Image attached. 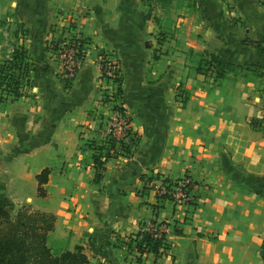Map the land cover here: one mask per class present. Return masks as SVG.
<instances>
[{"label":"crops","instance_id":"crops-1","mask_svg":"<svg viewBox=\"0 0 264 264\" xmlns=\"http://www.w3.org/2000/svg\"><path fill=\"white\" fill-rule=\"evenodd\" d=\"M230 15L214 32L185 26L203 36L181 42L174 28L158 39L160 23L145 0H0V21L7 34L24 29L32 61L30 90L14 100L0 90V200L55 214L52 236L68 249L82 245L87 264H264V119L251 123L264 116L263 102L252 81L219 83L212 72L183 68L193 45L239 64L264 60L241 40L256 33L227 25ZM73 20L86 54L66 87L60 55L47 44L70 35ZM4 52L0 43V59ZM104 52L120 61L141 140L132 155L108 158L96 181L86 138L102 137L89 110ZM185 175L195 182L191 201L158 197L162 179ZM161 221L169 248L138 259L131 235Z\"/></svg>","mask_w":264,"mask_h":264},{"label":"trees","instance_id":"trees-1","mask_svg":"<svg viewBox=\"0 0 264 264\" xmlns=\"http://www.w3.org/2000/svg\"><path fill=\"white\" fill-rule=\"evenodd\" d=\"M148 1V0H147ZM145 3L148 4V2ZM76 22L72 21L70 29L76 28ZM20 33L15 31L16 41L9 57H4L0 61V90L5 96H10V99L14 100L25 94V87L32 86V80L30 71L32 69V61L29 53V49L21 42ZM63 39L54 41L53 49L60 48V42ZM82 40H87L85 37ZM82 49V46H80ZM83 53V51H82ZM102 58L108 59L111 62L112 69L116 72V80L120 83L123 81V71L120 67L119 59L111 57V54L104 52L101 55ZM242 66V64L236 63L221 53L210 52L209 55L203 54L197 63L196 70L200 73L212 72L215 74V80L221 83V80L228 76L227 66ZM106 74L105 62L102 66V76ZM68 82V78L66 77ZM68 87L69 85H65ZM115 108L126 111L123 106L115 105ZM264 119L254 117L251 119V123L254 127L259 125ZM127 136L130 143L120 140L118 142L113 136L101 138L98 141L97 138L89 139L86 143L94 150L93 160L96 166L97 172L95 180L98 181L102 176L106 168V160L111 156L118 154H129L136 150L140 143V135L133 133L131 127L127 129ZM134 144L132 150L131 145ZM50 169L45 167L41 172L37 174L39 182L38 193L39 195H45L46 189L44 184L48 181ZM182 179H171L165 177L162 182L166 185L167 192L159 193L160 199L172 198L171 186L178 185ZM192 186L189 185L190 192H192ZM194 193V192H192ZM190 201V200H189ZM11 207L13 203L11 201L0 200V264H87L88 255L85 253L82 245H77L75 249H64L54 252L53 248L49 245V237L51 231L55 227L56 216L55 214L43 210L31 209L27 205L19 208L16 215H12ZM164 222V221H161ZM157 231L149 229H140L139 231L131 235V240L135 242V245L141 255L138 259L142 258V254L145 251L154 252L156 256H160L163 249L169 248L166 232H162L160 236L156 235Z\"/></svg>","mask_w":264,"mask_h":264},{"label":"rangeland","instance_id":"rangeland-1","mask_svg":"<svg viewBox=\"0 0 264 264\" xmlns=\"http://www.w3.org/2000/svg\"><path fill=\"white\" fill-rule=\"evenodd\" d=\"M146 2H148L147 6L150 10V13L156 14L157 16L155 17V19L156 21H158V23H160L161 31L158 33L159 40H167L168 35L170 33L172 34V32L168 29L170 28L172 30V28H174L177 31L179 30L180 33L183 32L181 42L191 40L194 41L195 39H199L203 36L202 31L204 30H199L198 35H192L187 33L183 29L185 26H191L190 29L193 32L196 30H193L192 27L195 23H197L198 26L202 25L203 29L206 30L209 28L212 32H214L217 27H220V25H224L221 15H228V13H232V15L227 18L226 24L230 25L234 29H240L243 32L242 34L248 33V29L250 27L256 33L255 35L257 38H250L249 36H246L241 40L245 44H251L253 47H256L259 52H262L264 54V0H146ZM158 8H160V10ZM193 17H198V20L194 19ZM248 17L250 18L249 20ZM2 26L4 28L3 30L0 29V43H2V50H5L4 57H9L16 41V35L15 33L7 34L6 31L9 29L7 23L1 20L0 27ZM18 31L24 32V29L18 28ZM19 36L22 37L21 34ZM54 41L56 40H50L47 46L53 49ZM52 51H54V49ZM210 52L212 51L198 50L194 45L192 46V48L188 47L186 53V67L183 66V68L185 69L189 66L192 69H196L197 63L202 55H209ZM156 55L157 53L154 50L153 57L155 58ZM183 55H185V53ZM111 56L118 59L116 54L112 52ZM4 57L0 59V61L3 60ZM101 72L102 71L100 70L99 78L101 80L98 84V102L97 105H94L93 108H90L89 111L91 113L89 114V116L98 119L99 123L94 130L100 131L102 137L98 133H92L91 137L86 138V140L97 138L98 141H100L103 137L109 139V137L113 136V138L118 142L122 140V142L126 141L127 143H130V136H117L120 134L123 135L124 132H126L127 126L131 127L133 133L139 134V140H141V133L136 130L135 126L136 115L134 110H132L133 108H131L129 104V97H127L126 95L124 82L122 81V89H120V83L116 80L115 70H108L104 76H102ZM227 72L228 76L223 78L221 80V83L228 84V82L230 81H233V83H235L236 81H252L253 83H255L258 95H260L261 102H263L264 105V60L258 62H245L244 64H242V66H227ZM60 74L62 75L61 77L65 82V85L67 84L70 86L72 80H68V82H66L67 80H65L66 77L63 75V69ZM180 86H182V83L180 84ZM180 86L178 85V87ZM30 88V86L25 87V92L30 90ZM115 105L125 107L126 111L120 110V108H115ZM82 133H84V131H81L80 135ZM81 138L83 139L84 136H81ZM86 144L88 145V143ZM131 147L133 150L135 147L134 144H132ZM132 154L133 153L131 152L124 155L129 156ZM192 197H194V193H192ZM192 199H190V201ZM5 200L10 201L8 200V198H6ZM22 206L11 207L10 212L12 213V215H16V213L19 211V208ZM27 206L32 209L30 204ZM151 225L152 224H150L148 228ZM48 242L49 245L53 248L54 252L68 249L66 246V239L64 237L54 238L52 236V231L50 233Z\"/></svg>","mask_w":264,"mask_h":264},{"label":"built area","instance_id":"built-area-1","mask_svg":"<svg viewBox=\"0 0 264 264\" xmlns=\"http://www.w3.org/2000/svg\"><path fill=\"white\" fill-rule=\"evenodd\" d=\"M76 24L77 26L74 30H72V33L66 36V38H64L60 42L59 45L60 48L54 50L56 53L60 55L61 65L64 71L63 75L67 77L69 80H72L76 75L86 54L85 44L87 43V41L82 40L84 39V37L79 32L80 23L76 21ZM80 46H82V49L80 48ZM108 59L110 58H102V57L100 58L99 67L101 71L104 62H105L106 72L112 69L111 62H109ZM127 127H126V132H124L123 135L120 134L117 136H127V131H128ZM190 184L192 188H194L195 185L194 180L189 175H185L179 181L178 185L171 186V190H169V192L171 193L172 199L175 201V203L177 204L184 203L193 198L192 192L188 190ZM157 189L159 193H166L168 191L166 185L163 182L157 185ZM149 228L151 230L157 231L155 234L160 236L162 232L167 231L168 226L166 225V223H159V224H152Z\"/></svg>","mask_w":264,"mask_h":264}]
</instances>
